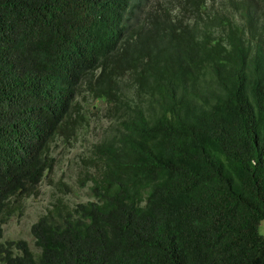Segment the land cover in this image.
<instances>
[{
    "label": "trees",
    "instance_id": "16d2710c",
    "mask_svg": "<svg viewBox=\"0 0 264 264\" xmlns=\"http://www.w3.org/2000/svg\"><path fill=\"white\" fill-rule=\"evenodd\" d=\"M104 101L91 199L1 223ZM264 0H0V264H264Z\"/></svg>",
    "mask_w": 264,
    "mask_h": 264
},
{
    "label": "rangeland",
    "instance_id": "374dc122",
    "mask_svg": "<svg viewBox=\"0 0 264 264\" xmlns=\"http://www.w3.org/2000/svg\"><path fill=\"white\" fill-rule=\"evenodd\" d=\"M83 119L67 140L56 138L51 145L52 167L44 174L29 195L17 202V208L1 223V240L23 239L35 255L39 248L30 233L31 223L46 212L54 202L67 207L78 201L91 199L87 172L92 170L89 156L92 144L103 136L109 125L106 104L86 93L79 96ZM258 231L264 236V218Z\"/></svg>",
    "mask_w": 264,
    "mask_h": 264
}]
</instances>
